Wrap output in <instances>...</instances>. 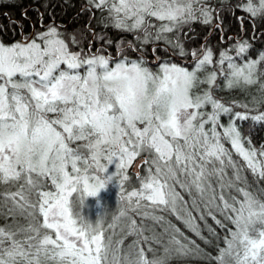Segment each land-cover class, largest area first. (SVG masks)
<instances>
[{"label": "snow or ice", "instance_id": "6c2138e0", "mask_svg": "<svg viewBox=\"0 0 264 264\" xmlns=\"http://www.w3.org/2000/svg\"><path fill=\"white\" fill-rule=\"evenodd\" d=\"M223 11L86 0L100 32L41 13L35 31L13 22L19 39L0 33V264H264V141L243 130L264 126V0L228 9L240 35ZM112 181L115 212L89 221L84 199Z\"/></svg>", "mask_w": 264, "mask_h": 264}, {"label": "trees", "instance_id": "16d2710c", "mask_svg": "<svg viewBox=\"0 0 264 264\" xmlns=\"http://www.w3.org/2000/svg\"><path fill=\"white\" fill-rule=\"evenodd\" d=\"M210 3L214 4L216 8L223 7L225 11L221 12V16L223 17L224 26L227 28V32L225 35H240V26L239 20L233 19L231 13L228 9L231 6L239 3L240 0H231V5L219 6V0H209ZM44 3H48L50 6L46 9L42 7ZM86 0H3L0 3V33H2L5 40L19 39V35L17 31L13 28V22H20L21 30L24 33L29 31H35V27H33L34 22L37 20L39 14H44V22L46 23L49 18V14H51L54 20L60 24L66 25L69 32L76 31L77 33L84 30V26L88 23H91V26L97 31L100 32L101 28L97 27V20L99 19L100 13L96 12V18L90 21V12H81V8L85 6ZM28 11V19H24L21 15L23 11ZM95 11V9H93ZM7 13V16L4 15ZM237 16L245 15L241 13L239 10L236 12ZM257 31H264V23H260L257 21ZM245 28L247 31L243 34L245 37H250L252 32L251 24L246 20ZM195 28V34L198 37L195 40H192L188 43V48L191 49L193 47L198 48L202 42V38L208 33V28L203 25L197 23L193 26ZM111 39L116 40L121 35H127L123 33H119L116 31L108 30ZM187 31V29H185ZM219 31H217L211 37V43L213 47H216V50L219 51ZM127 39H132L130 35L127 36ZM227 45H220V47H226ZM98 47V46H95ZM264 47V44L257 43L255 48L256 50ZM114 51V49H113ZM160 55H164L163 52ZM252 56L256 55V51H252ZM179 62V58H175ZM191 59V57H189ZM253 94L254 91H253ZM219 95L224 96L225 100L231 99H240L242 98V94L239 92H224ZM251 121L244 125V131H251L252 138L254 142L259 144L264 141V126L258 127L253 130L250 125ZM114 171V165L109 166V172ZM118 186L115 181H112L105 185L104 189L100 191L99 195L96 198L89 197L85 201V205L80 207L79 211L81 215L86 217L89 221L95 222L98 216L103 215L106 212H115L116 204H117V194H118ZM183 229V225H180L179 222L174 221ZM208 224L213 225L211 219L208 220ZM187 235L192 236L191 232H188L187 229H183ZM204 235L207 236L208 232L205 231ZM201 243V247H206L208 252L215 254V248L212 245H204L202 241H198ZM179 264H207L206 261L202 259H187L179 262Z\"/></svg>", "mask_w": 264, "mask_h": 264}, {"label": "clouds", "instance_id": "9594fccd", "mask_svg": "<svg viewBox=\"0 0 264 264\" xmlns=\"http://www.w3.org/2000/svg\"><path fill=\"white\" fill-rule=\"evenodd\" d=\"M103 189H104V188L99 189V190L97 191V193H96L95 196H90V197H92V198H96V197L99 195L100 191L103 190ZM87 198H89V197H86V198L84 199L83 204H82V207L85 205V201L87 200Z\"/></svg>", "mask_w": 264, "mask_h": 264}, {"label": "rangeland", "instance_id": "374dc122", "mask_svg": "<svg viewBox=\"0 0 264 264\" xmlns=\"http://www.w3.org/2000/svg\"><path fill=\"white\" fill-rule=\"evenodd\" d=\"M219 6H224V5H221L220 2H219ZM20 38V36H19ZM92 37L89 35V39H91ZM111 38V37H110ZM95 46H99V44L97 43ZM162 56V55H161ZM178 62V61H177Z\"/></svg>", "mask_w": 264, "mask_h": 264}]
</instances>
